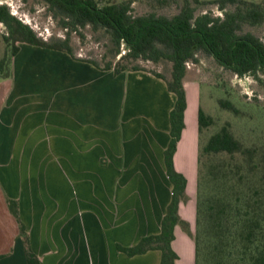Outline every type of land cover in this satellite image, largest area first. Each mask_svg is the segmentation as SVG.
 I'll return each mask as SVG.
<instances>
[{
    "label": "crops",
    "instance_id": "0c3cea01",
    "mask_svg": "<svg viewBox=\"0 0 264 264\" xmlns=\"http://www.w3.org/2000/svg\"><path fill=\"white\" fill-rule=\"evenodd\" d=\"M19 46L12 77L0 80V264H28V248L43 264H160V251L130 257L118 247L161 233L173 196L165 151L175 94L150 71L116 75L65 52ZM184 87L174 165L187 179L179 215L192 230L199 124L190 134L189 96L201 88L189 73ZM172 247L177 264H196L195 240L181 225Z\"/></svg>",
    "mask_w": 264,
    "mask_h": 264
},
{
    "label": "trees",
    "instance_id": "16d2710c",
    "mask_svg": "<svg viewBox=\"0 0 264 264\" xmlns=\"http://www.w3.org/2000/svg\"><path fill=\"white\" fill-rule=\"evenodd\" d=\"M58 21L59 27L65 31L63 38H51L49 41L41 39L27 24L12 14L10 8L0 5V24L4 25L7 33L4 40L7 51L0 59V80L12 77V62L20 51V44L48 48L70 54L72 57L87 61L103 70H113L116 75L127 71H147L139 66V61L158 64L168 61L172 64L171 78L152 72L156 77L165 80L168 90L175 94L176 104L170 113L171 140L165 151L167 175L173 186L172 201L162 221L161 233L156 236L143 238L136 246L130 248L118 247L119 251L130 257L146 254L149 251H160V264H177L178 255L173 250L175 228L181 225L193 237L190 225L179 215L181 202H185L187 179L177 172L174 157L178 143L185 129V112L187 110V93L184 79L188 73V63H199L200 55L214 59L220 67L242 79L251 76L259 79L264 75V39L252 32H244L245 26L258 27L264 24V1L261 3L247 0H216L212 2L221 11L220 16L212 12L198 14V5H205L200 0H184L179 12L168 17L157 13L135 15L136 0H42ZM166 5L168 0H157ZM233 7V10H228ZM90 27L94 33H104L111 39L113 55L118 57L126 51L116 62L108 61L102 67L98 61L77 56L72 44V35L77 34L84 39L82 30ZM124 49V50H123ZM220 106L234 114H239L238 108L229 100H221ZM199 132L210 127L213 119L200 109ZM253 150L245 148L230 129L224 126L211 137L205 149L199 153L198 189L201 191V166L204 153L208 155L241 154L253 161ZM264 168V166H263ZM221 202L220 210L211 215L206 208L207 202L197 203V225L202 219L212 218L215 234L209 236L212 241V259L214 264H239L228 259L225 255V235L223 233L224 212ZM12 214L19 219L18 204L9 202ZM248 216V215H247ZM241 228L235 239L243 244H255L264 236L261 219L244 217L239 220ZM21 224V235L27 239L24 225ZM262 235V236H261ZM28 240V239H27ZM203 238L199 232L195 238L196 264H200L201 244ZM244 253L249 248L244 246ZM28 264H43L41 259L30 249H27ZM241 264V263H240ZM248 264H264V247L256 254H252Z\"/></svg>",
    "mask_w": 264,
    "mask_h": 264
},
{
    "label": "rangeland",
    "instance_id": "374dc122",
    "mask_svg": "<svg viewBox=\"0 0 264 264\" xmlns=\"http://www.w3.org/2000/svg\"><path fill=\"white\" fill-rule=\"evenodd\" d=\"M184 0H168L166 5L157 0H136L134 6L135 15L157 13L172 17L183 6ZM205 5H198V14L212 12L220 16L221 11L212 2L216 0H200ZM261 3L264 0H247ZM0 4L8 6L13 14L23 23L30 26L37 35L49 41L51 38H63L65 31L59 27L49 12L47 5L42 0H0ZM228 10H233L229 7ZM244 32H252L264 39V24L258 27L245 26ZM7 30L0 24V59L7 51L4 40ZM84 39L79 35H72V44L77 56L85 59L96 60L104 67L108 61H118L126 51L118 57L113 55V45L108 35L94 33L90 27L82 30ZM199 63H189L188 73L192 81L198 83L201 88L200 97L190 92L189 127L192 134L195 119L199 124V111L202 109L207 116L213 119L210 127L199 132V153L205 149L212 136L217 134L224 126L229 125L234 136L241 141L245 148L253 150V161L241 154L208 155L204 153L201 166V191L196 190V206L199 199L207 202L206 208L211 215L219 210V202L224 212L223 233L225 235V255L233 262L248 264L252 254L258 253L264 247V236L255 244H243L235 239L241 228L239 220L252 216L261 219L264 227V75L259 79L251 76L242 79L236 78L232 73L224 70L212 58L200 55ZM139 66L150 72H159L167 79L171 78L172 64L162 61L158 64L153 62L139 61ZM221 100L231 101L240 111L234 114L220 106ZM192 129V130H191ZM199 175V155H198ZM188 197V196H187ZM188 199L185 201L187 202ZM218 210V211H217ZM248 215V216H247ZM212 218L202 219L200 226H195L190 231L193 239L199 232L202 233L200 264H214L212 259V241L209 236L215 234ZM264 231V230H263ZM244 246L249 248L245 255Z\"/></svg>",
    "mask_w": 264,
    "mask_h": 264
},
{
    "label": "built area",
    "instance_id": "2783aa9c",
    "mask_svg": "<svg viewBox=\"0 0 264 264\" xmlns=\"http://www.w3.org/2000/svg\"><path fill=\"white\" fill-rule=\"evenodd\" d=\"M0 5H2V4H0ZM13 14V13H12ZM13 15H15V14H13ZM45 40H47V39H45ZM81 57V56H80ZM187 65H189V63L187 64ZM236 78H238V77H236Z\"/></svg>",
    "mask_w": 264,
    "mask_h": 264
}]
</instances>
